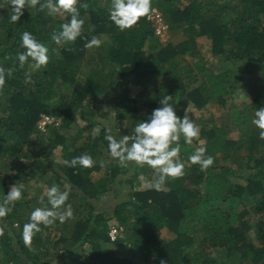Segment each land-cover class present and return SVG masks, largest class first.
<instances>
[{
	"label": "trees",
	"instance_id": "16d2710c",
	"mask_svg": "<svg viewBox=\"0 0 264 264\" xmlns=\"http://www.w3.org/2000/svg\"><path fill=\"white\" fill-rule=\"evenodd\" d=\"M80 3H86L87 9ZM109 3L78 0L76 5L85 20L82 35L103 40L97 50L85 48L86 39L77 38L65 46L50 39L66 22V16L60 20L44 11L23 10L17 22H10L7 0H0V67L14 68L0 86V199L9 185H24L11 213L0 218V264H143L149 259L152 264H193L200 259V264H264V141L250 122V112L264 107V0H152V9L160 13L168 31L178 33L176 42L165 45L158 43L147 17H141L131 29L118 31L107 19ZM24 31L45 43L50 56L45 67L31 72L28 83L24 82L27 64L23 69L15 66ZM199 37L209 40L211 65L198 50ZM146 43L155 51L153 56H144ZM91 49L97 50L96 55ZM85 54L83 73L80 65ZM240 62L246 66L250 62V72L259 71L263 86L247 108L250 114L233 113V129L239 138L228 141L226 131L217 136L213 131H203L210 143L204 145L206 155L213 156V164L206 170L188 163L182 176L165 181L167 190L138 188L122 203L101 207L105 197L116 194L115 178L123 170L119 165H108V176L92 179L102 167L103 150L107 152L105 127L119 135L128 134L135 123L159 107L164 95L173 98L170 103L175 111L182 107L178 116L185 108L201 110L214 102L223 106L230 70L220 74L215 67L222 64L227 69ZM131 76L144 89L157 84L159 93L150 97L139 93L128 99ZM114 90L119 92L112 96L111 107L117 110L114 120L130 115L131 124L125 130L94 118L95 103H99L95 96L106 99ZM77 112L87 135L83 143L78 137L68 143L64 160L88 153L94 165L87 169L64 163L58 166L60 173H53L52 184L62 191L61 186L67 185L65 203L71 204L73 216L63 223L41 226L31 246L26 247L16 225L22 226L32 209L41 206L37 198L30 197L28 183L49 172L46 163L52 159L54 147L70 141L58 129L73 125ZM42 115L60 120L59 127L48 126L40 133L36 124ZM96 127L100 132L93 139ZM195 146V140L192 146L181 141L182 161L187 162ZM242 151L245 156H240ZM20 159L28 164H20ZM126 170L138 172L143 179L148 175L145 167L129 166ZM152 178L156 182L153 172ZM113 222L121 230L112 241L109 232ZM161 229H167L174 238L160 240L157 231ZM211 252H220L222 260L215 262Z\"/></svg>",
	"mask_w": 264,
	"mask_h": 264
},
{
	"label": "clouds",
	"instance_id": "9594fccd",
	"mask_svg": "<svg viewBox=\"0 0 264 264\" xmlns=\"http://www.w3.org/2000/svg\"><path fill=\"white\" fill-rule=\"evenodd\" d=\"M78 0H7L10 7V22H17L23 15L25 7L34 8L37 12L44 11L48 16L59 15L67 17L66 22L61 23L59 31H53L50 39L60 46L71 45L77 38L86 39L84 31L85 20L81 17L77 8ZM80 7L87 9L86 3H80ZM153 11L152 0H110L107 10V19L118 31L131 29L141 17H147ZM91 31V28H89ZM103 40L93 35L86 39L85 48H98ZM18 50L15 53L16 67L25 68L24 82L31 81V72L45 67L50 59L49 47L38 41L29 31L22 32ZM67 50V49H66ZM53 52H57L53 49ZM58 55V52H57ZM13 67H0V86L5 82L6 76L10 77ZM173 98L164 95L159 100V107L152 109L146 119L139 120L131 128L128 134L119 135L112 128L105 127L103 139L107 142L108 156L121 167L134 166L151 169L156 177L155 184L151 185L156 190H167L165 181L169 178H177L184 174L185 162L180 158L181 141L183 145L192 146L194 140L196 146L187 157L190 165H198L201 171L213 164V156L206 155L205 142L199 139L200 128L192 118L184 111L183 115H177L170 101ZM251 125L258 132V138L264 141V107L256 108L251 118ZM100 128L92 130V137L99 134ZM69 167L91 168L94 165L93 157L83 153L64 160ZM147 183L151 184L150 181ZM24 185L16 182L12 184L7 194H2L0 199V218L7 216L12 211V206L22 197ZM69 196L67 190L53 183L39 198L41 206L35 207L28 215V220L20 228V238L26 247H30L33 236L41 231V226L48 227L57 221L59 223L72 218L71 204H66ZM0 234L3 229L0 228ZM164 264V261H161Z\"/></svg>",
	"mask_w": 264,
	"mask_h": 264
},
{
	"label": "rangeland",
	"instance_id": "374dc122",
	"mask_svg": "<svg viewBox=\"0 0 264 264\" xmlns=\"http://www.w3.org/2000/svg\"><path fill=\"white\" fill-rule=\"evenodd\" d=\"M1 9H2V5L0 7V10ZM23 10L25 12H29V11H33L34 8L25 7ZM52 18L53 19L57 18L60 20L63 19V17L59 15L52 16ZM154 36L156 37L159 44L165 45L166 43L171 42V41L176 42L178 33L173 34L168 31L162 37L160 35L157 36L156 34H154ZM196 42H197L199 52L205 54V57H206L205 59L208 60V62L211 65L214 61H213V58H211V54H210L209 40L206 37H199L197 38ZM98 48H95V49L98 50ZM97 50L95 51L94 49H91L90 53L96 55ZM154 54H155V51L151 48V44L146 43L144 46V56L150 57V56H153ZM87 57H88L87 54H85L84 60H82V63L80 65V70L83 73L86 72V68L83 66V64L86 65ZM98 59L99 57H96V61H98ZM102 60H107V59L103 58ZM225 66L226 65L222 66L221 64L219 67L218 66L215 67V71L220 74L223 71L230 70V75L228 77V84L226 85L227 91L222 97L224 101V105L222 106L221 104L214 102V103H209L205 105L204 108L201 110L194 109V108L184 109V111L188 112L187 114L189 115V117L192 118L194 122L199 126L200 128L199 139H202L205 142V145L208 143V141L206 139L207 135L203 133V131H206V132L213 131V134L215 136L221 135L223 131H226L224 138L228 141L230 140L233 141L239 138V134L236 132L235 129H233V127H235V124H233V113L234 111L237 112V114L243 113L244 111L249 113V110L247 108L251 104L257 91L260 89L261 86H263V83H261L260 81L261 77H260L259 71L250 72L249 70L250 62L247 63V66H246V63L244 62H240L236 65H232L228 67L227 69H225ZM129 79L131 80H130L129 87H128V94H127L128 99L135 98L139 93H143V95L146 97H150L154 93H159L157 84L152 87H148L144 89L141 84L139 83L136 84L133 82V76H131ZM118 93L119 92L117 90L116 91L114 90V92L112 91V93L108 97H106V99H103L102 96H98V95L95 96L94 101H98L99 103H95L96 104V107H95L96 114L94 118L106 126L111 122L116 128L125 130L131 124L130 115L124 114L123 118L118 120L117 122V120H114L115 119L114 116H116L117 110H114V108L111 107L112 96ZM101 99H102V102H101ZM84 106H87V104ZM176 108H177L176 114L178 115L179 110L182 107L177 106ZM250 113L253 114L254 110H252ZM49 122L50 123H47L44 127L40 128L41 125H40V120H39L36 124L37 130L40 133H44L48 130V126L55 127V128L59 127L60 120L50 117ZM84 125H85V122L78 116V112H77L76 121L73 125H71L69 128H63V129L59 128L58 129L59 134L63 137H68L70 141L67 140L64 143V145H61V144L56 145L52 151L53 153L52 159L48 163H46V165L48 164V166L50 167L49 172L47 171L46 173H44V175H42L41 173V177L39 176L38 181L36 182L33 181L32 183H28V186L30 185L28 189V193L30 197L37 198L39 200L40 196L43 194L44 191H46L47 187H49V185H52V182L54 179L53 173L54 172L60 173L59 171L60 168L58 166L63 165L65 155L68 152L67 150H64V148L68 147L69 146L68 143L77 137H78L77 139L78 142L83 143L85 141L87 133L86 132L84 133L82 131ZM231 128L233 130L229 131V129ZM79 132H80V136H78ZM213 141H217V140L213 139ZM207 146H210V143H208ZM227 148L229 149V146ZM103 153L105 154L103 157L102 167L98 173H94L91 175L93 180H98L101 177L108 176L109 174L107 172L108 165H111L112 167H114L115 165H118L115 160H113L112 158L108 156V153L105 150H103ZM240 156H245V152L243 151L240 152ZM19 163L27 165L28 161L20 159ZM227 164L228 162L226 163V165ZM185 166L186 167L188 166V162H185ZM231 167L233 169L236 168L235 165ZM122 168L123 170H121L120 173L115 178L118 184L116 194H112L108 196L107 198L105 197L104 201L99 203L100 206L105 209L111 208L119 203H122L134 190H137L138 188L140 190H146V189L153 187L151 185L155 184V180L152 178L153 171H150L149 168L145 167L146 171H148V175H146L145 179H143L144 178L143 175L139 174L138 172H135L134 170L133 171L126 170L128 169V167L127 168L122 167ZM148 181H150L151 184L147 183ZM65 187H67V185H64V187L61 186V188L66 190ZM82 210L81 212L83 213ZM111 225L114 226V225H117V223L113 222ZM50 234L51 236H54L55 232H51ZM45 235H46V232L43 233L42 236H45ZM157 236L163 242H167L174 238V235L170 233L167 229H161L157 231ZM255 243L258 244L257 242ZM51 253H53V251H51ZM210 255L211 257H214L217 259L215 260V262L217 263L222 260L221 259L222 254L220 252H211ZM200 261L202 260L200 259ZM200 261L199 260L194 261L193 264H200L201 263ZM54 262L49 263V264H54ZM152 262L153 260L149 259L148 262H145L143 264H152ZM181 264H187V263L183 262Z\"/></svg>",
	"mask_w": 264,
	"mask_h": 264
},
{
	"label": "built area",
	"instance_id": "2783aa9c",
	"mask_svg": "<svg viewBox=\"0 0 264 264\" xmlns=\"http://www.w3.org/2000/svg\"><path fill=\"white\" fill-rule=\"evenodd\" d=\"M147 21L151 24L154 34L157 36L160 35L161 37L164 36L168 32V28L166 23L163 21L162 16L160 13H158L156 10H153L149 16H147ZM49 116L47 115H42L40 118V125L44 127L47 123L49 122ZM119 229L116 228L115 226H112L109 232V237L113 241L115 240L117 234H118Z\"/></svg>",
	"mask_w": 264,
	"mask_h": 264
}]
</instances>
